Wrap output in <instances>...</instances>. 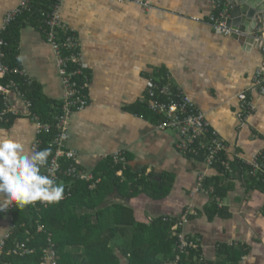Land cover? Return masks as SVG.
<instances>
[{
  "label": "crops",
  "instance_id": "crops-1",
  "mask_svg": "<svg viewBox=\"0 0 264 264\" xmlns=\"http://www.w3.org/2000/svg\"><path fill=\"white\" fill-rule=\"evenodd\" d=\"M213 1L62 2L60 17L77 34L89 74V104L72 113L68 126L67 146L77 152L80 168L93 174L107 156L120 151L126 154L129 173L143 174L154 188L167 175L170 178L163 197H151L140 188L136 192L131 186L114 188L95 199V208L78 212L92 214V222L103 220L105 227L131 223V216L120 207L131 210L134 222L170 218L179 224L186 216L180 224L182 235L194 240L204 261L215 262L219 244L227 243L246 250L239 264H264V187L252 184L256 180L247 173L235 170L226 175L198 157L182 154L176 147L178 135L159 129L157 116L138 104L150 80L162 77L195 101L225 140L233 161L235 154L250 161L264 152V95L252 88L255 71L264 67V41L256 36V29L264 25L260 22L243 38L238 33L224 35L208 21ZM18 3L0 0V28ZM228 9L230 15V5ZM24 17L16 24L18 61L46 99L60 101L64 87L55 53L39 24ZM244 91L252 95L255 111L243 123L239 94ZM7 108L16 116L0 123V135H10L32 150L36 133L31 110L14 91L8 95ZM199 175L209 179L206 186H199ZM216 185L221 194L215 207ZM98 210L105 214L97 216ZM118 212L127 219L118 222ZM10 214L0 212V246L11 228ZM117 255L121 264L129 263L127 256Z\"/></svg>",
  "mask_w": 264,
  "mask_h": 264
},
{
  "label": "trees",
  "instance_id": "trees-1",
  "mask_svg": "<svg viewBox=\"0 0 264 264\" xmlns=\"http://www.w3.org/2000/svg\"><path fill=\"white\" fill-rule=\"evenodd\" d=\"M53 2L55 0H32V12L22 14L8 27L3 36L8 41L5 62L9 66L22 69L18 61L16 47L17 28H19L16 24L20 22L18 20L25 16L26 20L31 19L38 26L40 14L44 10H50ZM84 72L89 78L88 71ZM11 77L26 93V98L32 103V112L39 114L47 121H52L54 115L61 112V100L46 99L35 82L29 85L20 75L13 74ZM9 79V77L0 78V83H7ZM75 79L82 84L84 77L77 75ZM85 93H87V89H85ZM138 104L144 111H148L146 104L141 101ZM3 109L4 104L0 95V112ZM15 116L12 113L5 115L9 118ZM2 122L0 121V123ZM53 136V134L43 136L41 150L48 148L52 153L54 148L50 146V142ZM197 157L204 161L203 154ZM60 164L63 171L60 176L70 187L71 195L57 204L48 206L37 202V206H26L21 210L15 207L11 211L15 228L11 230L10 237L5 240L2 247L0 264H42L45 255L44 249L49 248V236L58 255L56 264H121L117 255L120 253L127 256L128 264H166L170 262L176 264H239L241 258L246 254L243 247L222 243L217 249L219 258L215 262H206L200 256L201 250L194 247V240L191 241L184 235L183 238L187 245L184 248L181 247L182 225L178 224L176 219L159 218L151 220L150 223L134 222L131 210H126L124 207H120L119 210H122L123 213L127 211L125 215L131 216V223L125 221L127 218L122 212H118L116 219L118 222L125 221L126 225L124 226L105 227L104 221L101 219L92 222L90 220L93 218L92 214H82L78 210L84 207L95 208V199L98 200L100 196L103 198L114 188L122 189L131 186L136 192L140 188L151 197H163L166 194L165 189L170 183V178L168 179L167 175L160 187L154 188V183L148 177L143 174L139 176L129 173L126 156L124 162H116L113 156L109 155L97 166L95 171H92L94 175L92 181L99 179L96 187L92 189L89 187L91 181L87 182L80 177H75L73 173H66L72 166L77 169V173L84 172L77 161H70L62 157ZM219 164L216 163L214 167L221 170L222 167ZM232 167L240 174H249L248 171L251 170V167L239 158L232 162ZM119 171L122 173L118 174ZM122 174L126 176L125 180ZM250 179L254 182L256 180L252 184L264 187L262 182L252 175H250ZM215 180L218 181L217 178ZM208 181V178L204 180L203 187ZM212 194L213 204L216 207L218 204L216 196L221 194L218 185L214 187ZM95 214L101 216L105 212L98 210ZM40 224L43 225L45 231L38 230ZM29 236L31 239L27 240L30 238ZM18 241L26 242L27 247L33 252L21 255L12 252Z\"/></svg>",
  "mask_w": 264,
  "mask_h": 264
},
{
  "label": "built area",
  "instance_id": "built-area-1",
  "mask_svg": "<svg viewBox=\"0 0 264 264\" xmlns=\"http://www.w3.org/2000/svg\"><path fill=\"white\" fill-rule=\"evenodd\" d=\"M63 1L55 0L50 10L42 11L39 16V27L55 53L58 71L64 87V94L61 98V112L55 114L52 121L44 120L39 114L32 112V103L26 98V93L21 90L19 84L11 76L13 74L22 76L29 85L32 84V80L23 69L11 67L5 62L8 41L3 35L18 17L22 16V14L32 12V0H19L18 5L6 14L0 28V78H10L7 83L0 84V94L3 96L5 102V108L0 113V121H5V115L9 113L7 110L8 95L14 91L25 100L31 110L30 118L35 126L36 133L32 150H41L44 135H54L50 142V146L54 149L48 157V167L52 169V174L57 183L62 182L64 184L65 193L62 200L71 195V190L60 176L63 172L61 170L60 159L65 157L70 161H77V152L67 146L69 121L73 112L82 110L89 104L88 93H85V89L89 86V79L84 72L86 70V64L80 50L79 39L74 29L62 21L59 14V9ZM228 8V0H214L213 11L209 14V23L215 30L224 35L235 33L243 34L244 32L238 31L228 24ZM256 36L261 41H264V27L256 29ZM77 75L84 77L82 84L76 81L75 76ZM252 88L257 93L264 95V67H259L255 71ZM239 99L241 101V113L239 116L244 123L248 116L254 113L255 103L252 95L248 91L241 92ZM140 101L146 104L148 110L157 116L156 125L159 129L172 130L178 135L176 147L182 154L190 157H197L203 154V162L207 165L214 167L216 163H220L219 165L222 167L221 171L224 174L232 175L235 173V169L232 167L233 159L229 156V148L225 140L211 128L205 113L199 109L195 101L185 91L158 76L150 80L146 94ZM122 154V152L117 151L112 153L111 156H113L116 162H124L125 156ZM238 158L240 159L239 154H235L234 159ZM243 161L251 167L248 173L255 179L260 180L264 185V152H261L250 161ZM66 173H73L75 177H80L87 182L91 181L89 187L92 189L96 187L99 181V179L92 181L94 178L93 174L86 172L77 173V169L73 166ZM121 173V171L118 172V174ZM204 179L205 177L203 175H199V186L203 187ZM14 208L15 205L9 207L8 210L10 213ZM10 215L12 222L13 216L12 214ZM186 220V216H182L179 224H183ZM13 228H15V224L12 222L9 232L1 242V253L5 240L10 237ZM38 230L45 231L41 224L38 226ZM48 240L49 248L44 249L45 255L42 264H56L58 255L50 236ZM181 240V247L184 248L187 242L184 240L183 235L181 236ZM26 244V242L18 241L12 252L20 255L32 253L33 250L29 249ZM194 247H197V245H194Z\"/></svg>",
  "mask_w": 264,
  "mask_h": 264
},
{
  "label": "clouds",
  "instance_id": "clouds-1",
  "mask_svg": "<svg viewBox=\"0 0 264 264\" xmlns=\"http://www.w3.org/2000/svg\"><path fill=\"white\" fill-rule=\"evenodd\" d=\"M50 149L28 150L20 140L0 135V212L48 206L64 198V184L57 183L48 167Z\"/></svg>",
  "mask_w": 264,
  "mask_h": 264
},
{
  "label": "water",
  "instance_id": "water-1",
  "mask_svg": "<svg viewBox=\"0 0 264 264\" xmlns=\"http://www.w3.org/2000/svg\"><path fill=\"white\" fill-rule=\"evenodd\" d=\"M228 1L231 6L228 24L234 29L240 28L237 30L244 28L246 34L243 31L244 33L240 36L241 38L247 36V34H251L260 22L264 25V0Z\"/></svg>",
  "mask_w": 264,
  "mask_h": 264
}]
</instances>
